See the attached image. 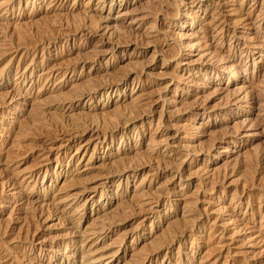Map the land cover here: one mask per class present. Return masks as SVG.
I'll return each mask as SVG.
<instances>
[{
    "label": "rangeland",
    "instance_id": "rangeland-1",
    "mask_svg": "<svg viewBox=\"0 0 264 264\" xmlns=\"http://www.w3.org/2000/svg\"><path fill=\"white\" fill-rule=\"evenodd\" d=\"M0 50V264H264V0H0Z\"/></svg>",
    "mask_w": 264,
    "mask_h": 264
},
{
    "label": "bare ground",
    "instance_id": "bare-ground-1",
    "mask_svg": "<svg viewBox=\"0 0 264 264\" xmlns=\"http://www.w3.org/2000/svg\"><path fill=\"white\" fill-rule=\"evenodd\" d=\"M92 19V18H91ZM95 20V19H94ZM91 23H95V22H91ZM98 23V22H97ZM92 25V24H91ZM97 25V24H96ZM101 25V24H100ZM93 26V25H92ZM94 26H95V24H94ZM104 26V25H103ZM85 28V27H84ZM85 30V29H84ZM92 30V29H91ZM58 31V30H57ZM49 33V32H48ZM74 33V32H73ZM95 33V32H94ZM94 33H92V34H94ZM57 34V33H56ZM96 34V33H95ZM63 35V34H62ZM41 36V35H40ZM62 37V36H61ZM19 38V37H18ZM12 40V39H11ZM21 40V39H20ZM55 41V40H54ZM12 42V41H11ZM26 42H27V40H26ZM16 43V42H15ZM25 43V42H24ZM14 43H12V45H13ZM6 45V44H5ZM110 45V44H109ZM18 46V45H17ZM11 48V47H10ZM17 48V47H16ZM109 48H110V46H109ZM112 48V47H111ZM12 49V48H11ZM28 49V48H27ZM114 49V48H113ZM1 51V50H0ZM5 51V50H4ZM11 51V50H10ZM25 51V50H24ZM95 51V50H94ZM94 51H92V52H94ZM97 51V50H96ZM111 51H112V49H111ZM15 52V51H14ZM80 52V51H79ZM99 52H102V51H99ZM104 52V51H103ZM102 52V53H103ZM97 53V52H96ZM93 54V53H92ZM27 55V54H26ZM29 55V54H28ZM35 56V55H34ZM85 56V55H84ZM93 56V55H92ZM96 56V55H95ZM95 56H93L94 58H95ZM87 57V56H86ZM22 58V57H21ZM34 58V57H33ZM26 59V58H25ZM91 59H93V58H91ZM88 60V59H87ZM24 61V60H23ZM19 64V63H18ZM73 65V64H72ZM223 71H226V70H223ZM107 82H109V81H106V83ZM105 85V84H104ZM1 93V92H0ZM57 100V99H56ZM66 100V99H65ZM59 102V101H58ZM63 104V103H62ZM70 105V104H69ZM59 107H60V103H59ZM58 121V120H57ZM82 129V128H81ZM84 129V128H83ZM104 129V128H103ZM59 130V129H58ZM79 130V129H78ZM82 131V130H81ZM63 132V131H62ZM70 132V131H69ZM61 133V132H60ZM67 134H68V131L66 132ZM9 152V151H8ZM6 153V152H5ZM10 156H12L11 154H9ZM4 157V156H3ZM2 157V158H3ZM7 158V157H6ZM5 158V159H6ZM8 159V158H7ZM1 160V159H0ZM13 160V159H12ZM5 163V162H4ZM13 164V163H12ZM6 165V164H5ZM4 165V167H6ZM8 166V165H7ZM13 168V167H12ZM7 169V168H6ZM9 170V169H8ZM5 172H8V171H5ZM11 173H12V171H11ZM8 174V173H7ZM252 180V179H251ZM253 187V186H252ZM264 207V206H263Z\"/></svg>",
    "mask_w": 264,
    "mask_h": 264
}]
</instances>
